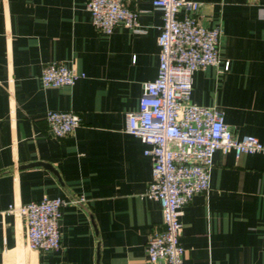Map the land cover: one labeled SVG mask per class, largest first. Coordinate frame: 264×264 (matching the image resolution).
Segmentation results:
<instances>
[{"label": "crops", "instance_id": "crops-1", "mask_svg": "<svg viewBox=\"0 0 264 264\" xmlns=\"http://www.w3.org/2000/svg\"><path fill=\"white\" fill-rule=\"evenodd\" d=\"M87 1L0 0V209L44 195L68 201L57 250L29 248L24 219L0 213V264H151L147 243L163 209L144 194L155 160L127 130V112L158 75L163 11L126 0L143 30L119 23L103 33ZM199 1L200 22L223 33L221 61L195 71L192 100L222 110L236 136L264 141V0ZM53 59L85 76L45 86ZM49 109L75 111L81 124L58 137ZM181 220L188 264H264V153L218 149L209 189Z\"/></svg>", "mask_w": 264, "mask_h": 264}, {"label": "built area", "instance_id": "built-area-1", "mask_svg": "<svg viewBox=\"0 0 264 264\" xmlns=\"http://www.w3.org/2000/svg\"><path fill=\"white\" fill-rule=\"evenodd\" d=\"M153 4L163 11L158 75L144 82L138 107L127 112V130L139 136L147 145L145 154L154 157L152 179L144 194L159 200L163 209L162 225L148 239V260L151 264H188L181 215L196 193L209 189L215 152L264 153V141L250 133L236 136L222 110L192 100L195 71L221 61V24L200 22L199 0H153ZM86 6L100 32L111 33L119 23L143 30L139 10L126 0H88ZM229 65L226 61L225 68ZM83 76L85 72L74 64L57 59L48 61L41 73L47 87L73 85ZM46 119L58 137L72 133L82 121L78 113L65 109H49ZM67 203L62 196L44 195L29 202H11L0 213L24 219L29 248L57 250L62 247L61 221Z\"/></svg>", "mask_w": 264, "mask_h": 264}]
</instances>
